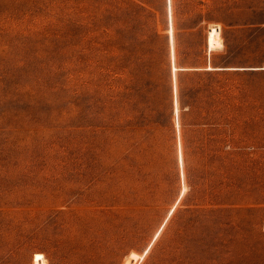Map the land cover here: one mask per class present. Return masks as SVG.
<instances>
[{"label": "rangeland", "instance_id": "rangeland-1", "mask_svg": "<svg viewBox=\"0 0 264 264\" xmlns=\"http://www.w3.org/2000/svg\"><path fill=\"white\" fill-rule=\"evenodd\" d=\"M263 6L0 0V264H264Z\"/></svg>", "mask_w": 264, "mask_h": 264}, {"label": "trees", "instance_id": "trees-1", "mask_svg": "<svg viewBox=\"0 0 264 264\" xmlns=\"http://www.w3.org/2000/svg\"><path fill=\"white\" fill-rule=\"evenodd\" d=\"M229 67H231V66H213V68L211 67V69H212L211 72L215 73L216 75H226L229 73L228 72L229 70H225V69H228ZM217 69H219V70H217ZM206 73H208V72H206ZM208 74H210V73H208ZM179 102L181 104V110H183L185 107V103L182 99L181 93L179 95ZM222 103H224V102H222ZM220 110H223V109H220ZM219 112H221V116H220L219 121L216 123V130L221 132L222 127H223V123L221 121H224L225 119H227V118H225V114L226 113L229 114V111L223 110V111H219ZM224 123H227V122H224Z\"/></svg>", "mask_w": 264, "mask_h": 264}, {"label": "bare ground", "instance_id": "bare-ground-1", "mask_svg": "<svg viewBox=\"0 0 264 264\" xmlns=\"http://www.w3.org/2000/svg\"><path fill=\"white\" fill-rule=\"evenodd\" d=\"M209 48L210 50L213 48H217L221 46V42L219 40V36L221 34L220 26H211L209 29Z\"/></svg>", "mask_w": 264, "mask_h": 264}, {"label": "crops", "instance_id": "crops-1", "mask_svg": "<svg viewBox=\"0 0 264 264\" xmlns=\"http://www.w3.org/2000/svg\"><path fill=\"white\" fill-rule=\"evenodd\" d=\"M264 9V6H263ZM248 25H252V26H259L260 28H264V18L256 20V21H252L251 23H249Z\"/></svg>", "mask_w": 264, "mask_h": 264}]
</instances>
